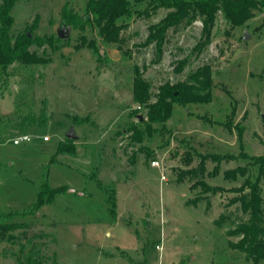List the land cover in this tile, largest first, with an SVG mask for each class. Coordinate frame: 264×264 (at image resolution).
<instances>
[{
    "label": "rangeland",
    "instance_id": "obj_1",
    "mask_svg": "<svg viewBox=\"0 0 264 264\" xmlns=\"http://www.w3.org/2000/svg\"><path fill=\"white\" fill-rule=\"evenodd\" d=\"M86 2L19 0L12 33L31 26L34 36L56 35L64 6L84 17ZM169 12L135 15L122 49L70 26L55 49L31 46L46 64L10 67L0 84V215L19 213L12 222L25 226L6 234L16 241L0 235V264H18L20 248L33 244L43 264H264L234 248L250 215L232 202L254 192L264 200V9L241 27L220 11L200 54L201 21L172 28L155 62V46L144 42ZM204 66L211 102L175 105L167 123L147 133L139 117L147 120L148 109L133 98L136 68L154 103L160 86L195 83ZM72 127L78 139L67 142ZM22 133L41 139L14 145ZM63 145L74 151L57 152ZM46 182L60 189L55 201L23 216Z\"/></svg>",
    "mask_w": 264,
    "mask_h": 264
},
{
    "label": "trees",
    "instance_id": "obj_2",
    "mask_svg": "<svg viewBox=\"0 0 264 264\" xmlns=\"http://www.w3.org/2000/svg\"><path fill=\"white\" fill-rule=\"evenodd\" d=\"M19 0H3L0 4V84L10 76V67L15 64L38 65L46 64L48 61L30 50L31 46L49 45L53 49L61 42L56 35L39 37L32 34L33 27L26 31L12 33L14 18L13 8ZM143 6V8H141ZM159 9H167L170 12L159 23L150 26L149 35L144 46L154 45L156 49V61L161 60L164 53V45L167 41L168 31L181 25L190 26L196 21L203 25L202 39L196 45L195 51L200 54L210 43L212 30L215 26L217 15L223 12L225 18L232 27H241L256 16V12L264 9V0H87L86 15L79 16L68 5L62 10V23L76 30L91 28L98 32L100 40L105 45H116L121 48V33L129 26V21L135 16H149L151 12ZM88 47L95 50L97 42L92 40ZM187 64V60L178 62L176 71L181 72ZM191 79L195 83L186 81L176 84L166 83L159 88L155 96L156 101L150 103L152 93L150 85L145 81L138 68L133 80L134 102L148 109L147 120H140L145 125L146 132L150 135L154 132V125H164L171 118L175 105L187 106L189 104L209 103L212 100V76L211 67L204 66L196 71ZM45 117V116H44ZM30 123L35 118H28ZM27 119V120H28ZM83 120V121H81ZM79 122V123H78ZM84 118L75 117L74 124H82ZM135 134V141L142 142L143 135L137 126H132ZM74 140L68 139L67 142ZM71 146H59L57 152H72ZM60 189L51 188L46 182L38 193L36 202L26 211L23 216L35 215L43 206L50 205L55 201ZM232 202H237L244 213L250 215L249 221L242 223L235 233L242 238L233 245L247 254L255 262L264 260V200L257 192L250 196L237 197ZM112 212L116 216V202L112 201ZM19 213H7L0 215V235L6 238V234L25 226V223L17 224L12 222L14 216ZM26 236V233H23ZM27 237H25L26 239ZM7 240L16 241V237L8 235ZM21 240V239H20ZM56 258V254L54 255ZM18 264H43L40 248L33 244L26 253L25 246L20 248ZM56 264V259L54 261Z\"/></svg>",
    "mask_w": 264,
    "mask_h": 264
},
{
    "label": "built area",
    "instance_id": "obj_3",
    "mask_svg": "<svg viewBox=\"0 0 264 264\" xmlns=\"http://www.w3.org/2000/svg\"><path fill=\"white\" fill-rule=\"evenodd\" d=\"M37 138L41 139L40 137L37 136H32L29 135L27 133H22V134H18L16 135L13 139L12 142L14 145H22V144H28L33 142L34 140H36ZM44 141H49V137L48 136H44L42 138ZM153 166H158V162L157 161H153L152 162Z\"/></svg>",
    "mask_w": 264,
    "mask_h": 264
},
{
    "label": "water",
    "instance_id": "obj_4",
    "mask_svg": "<svg viewBox=\"0 0 264 264\" xmlns=\"http://www.w3.org/2000/svg\"><path fill=\"white\" fill-rule=\"evenodd\" d=\"M68 28H69L68 26H66L64 24H61V27L57 31V36L60 39H62V40L65 39L67 37ZM244 37H245V39H248L250 36H249L248 33H246ZM139 119L142 120L143 119V116H140ZM66 138L72 139V140L78 139L77 136L75 135V131H74V128L73 127L67 133V137Z\"/></svg>",
    "mask_w": 264,
    "mask_h": 264
}]
</instances>
